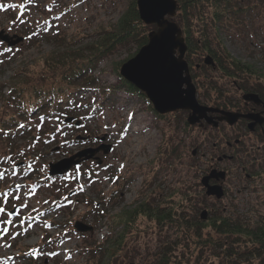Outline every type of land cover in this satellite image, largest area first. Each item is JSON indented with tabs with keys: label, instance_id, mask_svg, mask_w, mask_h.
Returning <instances> with one entry per match:
<instances>
[{
	"label": "rangeland",
	"instance_id": "1",
	"mask_svg": "<svg viewBox=\"0 0 264 264\" xmlns=\"http://www.w3.org/2000/svg\"><path fill=\"white\" fill-rule=\"evenodd\" d=\"M126 5L127 0H0V30L24 38L10 48L0 42V54L5 51L9 55L0 61V83L8 82L22 64L62 49L67 43L77 48L94 41V31L114 24ZM260 11L249 18L243 30L231 31L229 35H222V39L236 59L264 69L260 54V47L264 46V10ZM61 36L65 39L61 40ZM135 49L133 45L119 47L98 62L93 73L98 76L100 87L80 90L79 93H84L76 98L83 104L73 115L80 121L78 126L65 123L64 117L55 115L47 119L53 132L48 129L46 137L17 138L12 152L0 142V207L5 209L0 213V264H86V247L93 242L99 243L108 232L107 218L99 217L103 212L114 214L132 207L142 187V174L135 169L146 166L154 158L157 160L154 166L150 165V190L154 196L162 198L180 187L177 197L182 193L191 196V216L197 207L208 211L224 210L242 222L256 221L264 214L263 151L256 156L239 154L231 161H220L212 166L217 152L214 153L208 143L216 141V133L203 134L202 131H207L205 123L201 124L202 130L193 127L191 132L185 131L182 120L186 114L176 111L175 115L157 118L141 98L121 89L102 98L100 90L103 87L119 85L114 64L131 57ZM189 73L197 75L190 69ZM212 74L217 78L216 73ZM198 75L197 84L200 80L205 85L203 74ZM192 82L200 103L219 107L202 97L212 95V90L198 89ZM217 83L220 85V80ZM221 86L233 88L226 81ZM6 95V88H3L0 119L11 111L9 103L4 102ZM229 95L224 91L223 97L232 98ZM240 103L241 99L238 106ZM139 114L144 116L141 124H145V128L133 131L131 125ZM225 127L223 125L222 131ZM222 131L220 128L219 136H223ZM101 137L103 143L110 144V149L105 154L96 153L100 163L89 159L71 167L63 176L47 175L48 163L96 146L101 143ZM251 142L245 138L241 147L244 149ZM172 147H175L173 153H169ZM18 161L23 163L17 169L14 163ZM257 163L260 168L253 166ZM213 167L227 173L222 183L224 197L217 202L201 197L203 191L199 184L200 177ZM257 168L261 169L260 181L245 178L246 172L255 174ZM33 169L35 172L31 174ZM75 221L90 225L91 230L76 231ZM134 224L138 225V230L130 231L131 237L113 264H148L158 256L162 245L179 243L166 224L160 227L166 228L162 230L146 219L139 218ZM181 252L175 250V262L192 264L188 255H181ZM208 259L209 255L200 258L198 264H207Z\"/></svg>",
	"mask_w": 264,
	"mask_h": 264
},
{
	"label": "trees",
	"instance_id": "2",
	"mask_svg": "<svg viewBox=\"0 0 264 264\" xmlns=\"http://www.w3.org/2000/svg\"><path fill=\"white\" fill-rule=\"evenodd\" d=\"M176 3L177 9L173 19L181 29L186 45L184 58L190 71H195L197 75L203 74L202 80L205 81V85L200 80L197 84V75L194 76V73L191 74L192 80L198 89L213 91L212 95L202 96L204 100L223 109L233 110L232 108L237 106L238 110L241 97L237 93L255 92L264 99V69L236 59L226 49L222 39V35H229L231 31L243 30L242 27L249 23V18L256 11L264 10V0H176ZM154 28V25L144 24L139 19L135 0H127L124 12L114 24L94 31V41L77 48H71L65 42L67 45L64 48L52 50L42 58H34L32 62L22 64L8 82L0 83V93L3 88L7 91L4 102H8V106L11 107V111L0 119V142L12 152L17 138L46 137L47 130L50 129L48 118L76 114L77 109L83 105L76 100L78 94L84 93H79L80 90L100 87L98 76L93 73L98 62L119 47L133 45L136 52L147 42V34ZM60 39L65 38L61 36ZM207 54L212 57L214 67L204 64L203 58ZM260 54L264 62L263 44L260 47ZM8 56L3 51L0 54V61H4ZM120 63L114 64V73L119 78V85L103 87L100 90L102 98L106 99L121 89L125 93L141 98L157 118L167 117L168 114L175 115L173 114L175 112L164 115L155 113L145 95L119 75ZM212 73H216L217 78H214ZM44 79V83L39 84ZM219 80L220 85L217 83ZM224 81L233 86L234 90L223 89L221 85ZM224 91H228L229 97L232 98L223 97ZM177 112L186 114L184 110ZM241 121V119L237 121L236 127ZM182 122L185 131L191 132L193 127L203 129L201 125H189L185 120ZM222 124L226 126L223 131ZM227 127L224 123H219L216 128L206 125L204 130L207 131H202L203 134L212 131L216 133V141L208 143L214 151L219 149L226 152L225 141L233 140L234 136L228 132ZM220 128L223 136H219ZM236 139L238 143L232 153L237 157L239 154L241 156L258 154L255 149L252 151L243 149L241 137L236 136ZM174 148L172 147L169 153H173ZM154 159L146 166H138L135 169L142 174V187L133 200L132 207L114 214L103 212L99 217L107 218L108 232L99 243L93 242L86 247L88 252L86 264H113L131 237L130 231L135 228L138 230V225L134 223H137L139 218L148 220L160 230L166 229L160 228L166 224L179 240V243L168 242L162 245L158 256L148 264H180L181 260L175 262L173 258L175 250L182 251L181 255H188L192 264H198V259L207 258L208 255L207 264H264V214L256 221L242 222L227 211L207 210V217L202 220L196 215L198 212L200 214L202 207L200 209L195 207L191 216L189 214L193 206L190 202L191 196L182 193L177 197L180 187H176L162 198L154 196L150 190V165L154 166L157 160ZM258 165L260 168V163L253 166ZM16 168L18 169V166ZM259 168L255 174L251 173L249 180L262 179L261 173H264V169ZM154 170L156 171V168ZM33 172L34 169L31 174ZM200 189L203 191L201 197L208 198L201 185ZM210 199L214 202L222 200L214 197ZM82 219L85 220V217ZM186 238L190 241H186ZM178 247H181V250Z\"/></svg>",
	"mask_w": 264,
	"mask_h": 264
},
{
	"label": "water",
	"instance_id": "3",
	"mask_svg": "<svg viewBox=\"0 0 264 264\" xmlns=\"http://www.w3.org/2000/svg\"><path fill=\"white\" fill-rule=\"evenodd\" d=\"M135 4L139 19L144 24L154 25L155 28L149 30L147 42L141 45L133 56L121 62L118 73L145 95L157 114L163 115L185 110L187 111L185 118L187 124L195 125L205 122L212 127H217L222 121L231 126L240 118L247 119L250 127L255 122L262 121L258 113L225 110L204 105L197 100L196 88L184 59L186 50L184 38L181 29L173 20L177 9L176 0H135ZM22 40V36L9 35L4 30H0V41L5 42L7 47H12ZM203 62L214 67L213 59L208 54L204 56ZM241 97L244 101L261 103L264 112V102L256 93L245 92ZM72 120L73 117H66L63 121ZM78 124L79 120H76L75 125ZM100 140L104 141V138L101 137ZM109 149L110 145L102 142L96 147H86L68 157L50 162L48 163V175L63 174L72 166L88 159H95L97 163H100L96 153L101 151L105 154ZM194 153L195 149L191 151L192 155ZM224 179L225 171L213 167L200 177L199 182L204 188L205 195L220 199L224 195L222 187ZM211 180L214 182H210ZM207 214V210L202 209L199 216L204 220ZM73 227L78 232L91 230V226L81 221H75Z\"/></svg>",
	"mask_w": 264,
	"mask_h": 264
},
{
	"label": "flooded vegetation",
	"instance_id": "4",
	"mask_svg": "<svg viewBox=\"0 0 264 264\" xmlns=\"http://www.w3.org/2000/svg\"><path fill=\"white\" fill-rule=\"evenodd\" d=\"M241 95H240V97H241ZM259 98L261 99V101L264 102V99H262L260 96H259ZM237 109H238V111H240L242 113H258L260 115L259 119H262V121L260 123L255 122L254 125H252V127H250L248 125L249 121L245 118H242L241 123H239V126H237V130H235V128H236L235 124L232 126H228L227 129L231 130L232 133L234 132L232 134V136H234L235 138L233 137L232 141H225V145L227 146L226 147L227 150H224V151H226V152L215 149V151L217 152V155L215 156V162L212 164V166H216L217 162L231 161V160L236 158V154L232 153L234 151L233 148L238 143V141H236V140H238V139H236V136L241 137V139H243V140L245 138L252 140V142L249 143L248 146L246 145V148L248 149V151H252L255 149L258 152L259 151L264 152V112H263L262 104L261 103L256 104L252 101H244L243 99H241V103ZM235 134H236V136H235ZM224 155H229V156H231V158L224 157ZM219 157H220V159L218 160ZM245 177H247V178L251 177V173L246 172Z\"/></svg>",
	"mask_w": 264,
	"mask_h": 264
},
{
	"label": "bare ground",
	"instance_id": "5",
	"mask_svg": "<svg viewBox=\"0 0 264 264\" xmlns=\"http://www.w3.org/2000/svg\"><path fill=\"white\" fill-rule=\"evenodd\" d=\"M144 119V116L142 114H139L134 122L131 125V129L133 131H138L145 128V124H141L142 120ZM145 140H148V136H145ZM152 140H154V137H152Z\"/></svg>",
	"mask_w": 264,
	"mask_h": 264
},
{
	"label": "snow or ice",
	"instance_id": "6",
	"mask_svg": "<svg viewBox=\"0 0 264 264\" xmlns=\"http://www.w3.org/2000/svg\"><path fill=\"white\" fill-rule=\"evenodd\" d=\"M5 211V209L4 208H2V207H0V213H2V212H4ZM7 222H9L10 223V221H7ZM4 231H7V229H5Z\"/></svg>",
	"mask_w": 264,
	"mask_h": 264
}]
</instances>
